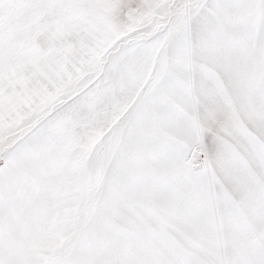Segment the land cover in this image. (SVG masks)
Instances as JSON below:
<instances>
[{
	"label": "snow or ice",
	"instance_id": "6c2138e0",
	"mask_svg": "<svg viewBox=\"0 0 264 264\" xmlns=\"http://www.w3.org/2000/svg\"><path fill=\"white\" fill-rule=\"evenodd\" d=\"M0 264H264V0H0Z\"/></svg>",
	"mask_w": 264,
	"mask_h": 264
}]
</instances>
